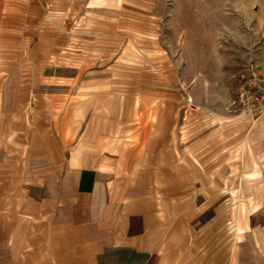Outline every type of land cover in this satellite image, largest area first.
Listing matches in <instances>:
<instances>
[{
  "label": "crops",
  "instance_id": "0c3cea01",
  "mask_svg": "<svg viewBox=\"0 0 264 264\" xmlns=\"http://www.w3.org/2000/svg\"><path fill=\"white\" fill-rule=\"evenodd\" d=\"M50 14L0 0V264H264V114L209 163L105 76L50 103Z\"/></svg>",
  "mask_w": 264,
  "mask_h": 264
},
{
  "label": "rangeland",
  "instance_id": "374dc122",
  "mask_svg": "<svg viewBox=\"0 0 264 264\" xmlns=\"http://www.w3.org/2000/svg\"><path fill=\"white\" fill-rule=\"evenodd\" d=\"M33 4L52 14L51 75L38 79L50 103L71 101L77 82L105 76L106 91L129 109L130 138L136 129L157 134L158 123L173 119L176 138L209 163L241 130V75L264 66V0Z\"/></svg>",
  "mask_w": 264,
  "mask_h": 264
},
{
  "label": "built area",
  "instance_id": "2783aa9c",
  "mask_svg": "<svg viewBox=\"0 0 264 264\" xmlns=\"http://www.w3.org/2000/svg\"><path fill=\"white\" fill-rule=\"evenodd\" d=\"M241 82L244 111L255 116L264 114V66L250 65Z\"/></svg>",
  "mask_w": 264,
  "mask_h": 264
}]
</instances>
